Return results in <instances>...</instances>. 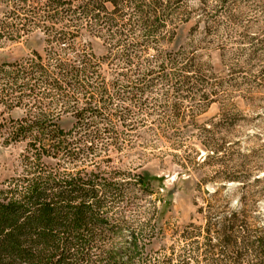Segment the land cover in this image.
<instances>
[{"label": "rangeland", "instance_id": "1", "mask_svg": "<svg viewBox=\"0 0 264 264\" xmlns=\"http://www.w3.org/2000/svg\"><path fill=\"white\" fill-rule=\"evenodd\" d=\"M31 5L39 6L41 0ZM168 5L176 13L163 18L162 25L149 34L136 27L129 7L122 15H105L114 21L109 33L101 25V37L88 30L96 19L79 20L77 45L100 64L97 79H92L85 95L94 93L91 105L97 106V85L104 84L111 96L103 109L108 118L97 125L105 132L92 144L89 159L83 156L73 162L64 155H44L37 161L31 158L28 167L24 156L34 157L29 139H12L8 132L18 130L14 122L25 116L26 109L0 104V202L15 185H26L22 181L30 180L33 171L40 176L51 171L61 178L84 169L110 173L118 180L147 172L153 178L148 188L140 191L129 180L131 203L114 204L107 215H122L131 227L141 226L145 250L137 264H203L202 250L193 252L191 240L180 236L187 223H202V214L197 212L201 197L215 188L210 179L218 160L206 158L201 165L206 156L201 146L203 131L234 143L225 144V151L217 156L229 168L251 172L254 178L264 175V0H171ZM8 8L0 0V23ZM19 33L23 36L18 39L0 35V63L20 60L32 51L44 56L47 38L41 31L33 28ZM126 48L129 64L122 62L126 55L119 57ZM160 60L163 74L155 68ZM138 67L141 72L151 68L154 73L145 82H137ZM118 73L128 81L113 87L114 80L120 79ZM162 75L168 78L160 79ZM79 98L82 107L86 97ZM121 108L129 111L126 116L121 115ZM36 110L31 114L40 117ZM52 121L56 131L65 132L70 141L82 131L96 129L95 124L88 129L79 126L72 112L60 113ZM69 131L81 133L69 135ZM227 185L234 188L238 184ZM250 193L258 201L264 224V182ZM228 195L235 205L240 193L230 191Z\"/></svg>", "mask_w": 264, "mask_h": 264}, {"label": "trees", "instance_id": "2", "mask_svg": "<svg viewBox=\"0 0 264 264\" xmlns=\"http://www.w3.org/2000/svg\"><path fill=\"white\" fill-rule=\"evenodd\" d=\"M4 1L9 8L0 23V35L5 33L6 38L18 39L23 36H19L20 31L28 33L37 28L47 38L44 56L32 51L20 60L0 63V104L26 109L25 116L14 122L18 130L8 131L10 138L29 139L34 157L24 158L30 168L31 158L37 161L44 155H64L73 162L83 156L89 159L92 144L105 132L97 125L108 118L103 109L108 107L111 96L104 84L97 85V106L91 105L94 93L85 95L92 79H97L100 64L94 55L77 45L79 20L96 19L88 30L101 37V25L109 33L114 21L105 15H122L129 7L136 27L149 34L162 25L163 18L177 10L168 5L171 0H75L77 4L70 0H41L39 6L31 3L40 0ZM108 5L112 7L110 11ZM100 16L103 20L98 21ZM14 33L18 36L14 37ZM125 51L119 57L126 55L122 62L129 64L130 51ZM156 64L155 68L163 74L164 62ZM136 73L135 81L143 83L154 71L149 68L141 72L138 67ZM118 75L120 79H113V87L122 80L128 81L125 74ZM83 95L87 102L79 107V97ZM35 109L43 114L32 115ZM121 109V115L126 116L129 111ZM66 112H72L79 126L88 129L95 124L96 129L69 131V135L81 133L70 141L65 132L56 131L52 121ZM202 138L206 156L201 165L206 158L218 160L219 166L210 179L215 188L201 197L197 212L202 214V223H187L180 236L191 240L193 252L202 250L203 264H264V224L258 201L250 193L264 182V175L251 177V172L229 168L217 157L225 151V144L233 142L215 138L212 131H203ZM71 145H76V149H71ZM101 146L105 148V144ZM31 176L22 181L28 182L26 185H15L7 193L8 198L0 202V264H137L145 250L141 226L131 227L124 216L110 217L107 210L117 203H131L129 180L140 191L146 190L153 179L147 172L122 180L110 173H88L84 169L65 173L61 178L51 171L43 176L33 171ZM228 183L238 185L230 188ZM230 191L240 193L235 205L228 199ZM154 230L150 228L151 232ZM124 231L127 234L122 236Z\"/></svg>", "mask_w": 264, "mask_h": 264}]
</instances>
